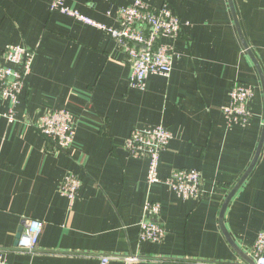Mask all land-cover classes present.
Masks as SVG:
<instances>
[{"label":"crops","instance_id":"obj_1","mask_svg":"<svg viewBox=\"0 0 264 264\" xmlns=\"http://www.w3.org/2000/svg\"><path fill=\"white\" fill-rule=\"evenodd\" d=\"M133 1L65 4L117 27L119 8ZM144 1L167 5L182 27L169 75L149 74L139 88L130 85L127 54L107 29L52 11L51 0H0V55L17 44L34 52L12 121L9 102L0 100V247L7 264L245 262L233 244L253 257L264 230V0ZM236 83L253 90L245 123H228L223 113ZM53 109L73 119L74 140L64 149L36 127ZM159 124L172 134L159 176L197 169L201 197L148 182L147 156L127 152L133 129ZM69 173L81 182L73 200L61 190ZM237 184L221 223L222 204ZM148 201L160 204V241L139 236ZM29 218L42 221L33 252L15 249Z\"/></svg>","mask_w":264,"mask_h":264},{"label":"built area","instance_id":"obj_2","mask_svg":"<svg viewBox=\"0 0 264 264\" xmlns=\"http://www.w3.org/2000/svg\"><path fill=\"white\" fill-rule=\"evenodd\" d=\"M50 9L88 25L107 29L127 54L131 65L129 76L131 86L144 88V81L149 74L169 75L174 56L172 41L179 36L182 24L179 17L167 5L153 8L144 0H134L131 4L119 8L117 27H107L79 13L67 6L65 0H51ZM165 38L171 42H164ZM33 56V50L21 44L7 46L0 55V100L9 102L6 113L9 121L14 119L19 93L26 86ZM252 96L253 90L250 85L236 83L232 86L229 102L223 107L228 123L247 122L250 116L248 102ZM36 127L57 149H64L73 143V119L66 109L45 112L37 121ZM171 138L170 131L160 124L148 128H136L125 140V148L131 156H147L148 182H163L182 198H199L204 193L199 170L178 169L163 179L159 176L161 153L166 149ZM80 185L77 175L69 173L62 184V193L73 200ZM159 210L158 202H146V215L139 223L141 240L160 241L164 237L162 225L154 218ZM41 227V220L26 219L17 237L15 249L33 252L37 247ZM252 251L254 263L264 264V230L258 233ZM108 259V256H102V262ZM130 259L137 260L138 257ZM0 264H7L6 250L1 247Z\"/></svg>","mask_w":264,"mask_h":264},{"label":"water","instance_id":"obj_3","mask_svg":"<svg viewBox=\"0 0 264 264\" xmlns=\"http://www.w3.org/2000/svg\"><path fill=\"white\" fill-rule=\"evenodd\" d=\"M230 5H231V3H230ZM232 8V7H231ZM245 44V43H244ZM246 45V44H245ZM258 156V153H256V155H255V157H254V160L256 159V157ZM254 160H253V162H254ZM239 185L237 184L229 193H228V195L226 196V198H225V200H224V202H223V204H222V207H221V211H220V222L222 223V218H223V215H224V212H225V209H226V207H227V205H228V203H229V201H230V198L232 197V195L234 194V192L236 191V189H237V187H238ZM22 231V226L20 227V229H19V232H18V234H17V237L20 235V232ZM231 241V240H230ZM232 242V241H231ZM232 244H233V242H232ZM234 249H235V251H236V253L238 254V255H240L241 257H243V259L245 260V262H247L248 264H255L254 263V259H253V257H251L250 255H246L242 250H240V249H238L234 244H233V246H232Z\"/></svg>","mask_w":264,"mask_h":264}]
</instances>
